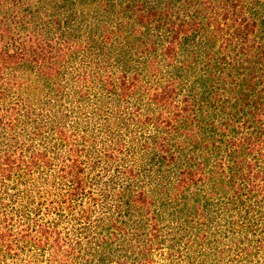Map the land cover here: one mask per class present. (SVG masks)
<instances>
[{
	"label": "trees",
	"instance_id": "obj_1",
	"mask_svg": "<svg viewBox=\"0 0 264 264\" xmlns=\"http://www.w3.org/2000/svg\"><path fill=\"white\" fill-rule=\"evenodd\" d=\"M0 264H264V0H0Z\"/></svg>",
	"mask_w": 264,
	"mask_h": 264
}]
</instances>
